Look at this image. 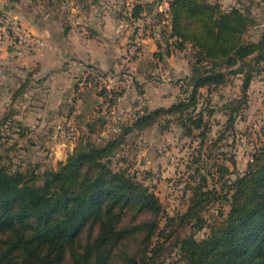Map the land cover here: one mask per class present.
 Segmentation results:
<instances>
[{"label":"trees","instance_id":"16d2710c","mask_svg":"<svg viewBox=\"0 0 264 264\" xmlns=\"http://www.w3.org/2000/svg\"><path fill=\"white\" fill-rule=\"evenodd\" d=\"M241 1L225 8L218 0H169V24L160 36L169 44L172 41L176 49L193 50L190 73L178 81L185 95L170 106L140 108L117 135L99 141L93 135L106 123L97 116L102 107L99 97L115 105L126 91L113 90L112 96L111 90L100 87L99 76L106 74L92 64L85 65L68 102L70 116L86 129L85 142L57 168L13 169L0 164V264H157L167 228V224L161 226L164 216L168 221L178 218L182 225L191 224L194 230L175 243L184 264H264V141L253 151L243 173L222 182L224 195L215 185L210 188L197 168L200 182L186 185L192 190L190 203L176 216L166 213L155 189L130 167L113 166L114 155L130 133L163 119H174L185 136L204 144L217 109L209 96L200 105L202 90L210 93L228 84L232 76L241 75L238 103L229 101L222 107L229 109L228 122L234 127L238 111L248 103L253 79L264 70V30L256 40L246 37L257 20ZM257 1L264 10V0ZM146 9L137 2L132 20H140ZM2 12L5 9L0 7ZM162 14L158 11L156 16ZM171 53L168 48L154 56L163 60ZM24 89L23 84L15 97ZM161 125L165 130L167 123ZM231 162L236 165L235 159ZM216 200L221 202L219 217L210 222L203 213ZM143 216L148 218L142 220ZM205 227L208 232L198 238L196 234ZM132 240L138 242L139 251L130 250Z\"/></svg>","mask_w":264,"mask_h":264},{"label":"rangeland","instance_id":"374dc122","mask_svg":"<svg viewBox=\"0 0 264 264\" xmlns=\"http://www.w3.org/2000/svg\"><path fill=\"white\" fill-rule=\"evenodd\" d=\"M71 1H74L72 2L74 5L80 4L82 9L89 8L86 14H88V10L90 11L87 0H20L18 4L23 14L18 15L16 20L23 22L29 17L30 19L44 20L50 15L58 18L62 12V6L68 8L71 6ZM164 1L124 0L120 12L132 26L131 37L122 56L124 63L117 71L104 72L109 79L106 82L103 81L100 87L106 88L108 91L111 90L109 92L111 95L113 90L119 92L123 88L126 91L128 76L130 83L136 85L138 97H134L126 103L128 109L124 112H122L121 99H117V103L111 105L105 98L99 97V106L102 107H98L101 108V111L97 113V116H102L106 123L99 133L93 135L94 141L117 135L121 130L120 126L131 123L140 108L147 106L149 109H154L160 106H170L180 96L185 95L181 92L178 81L191 70L190 62L193 50L190 47L184 50L176 49L171 43L172 41L169 44L160 36L161 30L166 28L162 21L167 19V16L164 12L162 16L160 15L161 18L156 16L158 12L156 4L160 2L165 8ZM218 1L225 8L238 4L237 0ZM137 2H142L147 6L145 11L147 13L144 12L140 20L133 21V7ZM241 2L247 5V10L257 20V25L250 29L246 36L256 40L264 30L263 7L258 4L257 0L253 3L249 0ZM86 21L87 19H78L79 26H84ZM134 29L136 36L133 35V37ZM26 31L27 34H33L28 29ZM155 32L159 33L157 38L153 35ZM33 35L41 37L37 34ZM1 40L5 41L0 36ZM0 44L2 43L0 42ZM17 46L22 47L20 44ZM23 47L25 50L22 53L31 51V49ZM168 48L172 50V53L165 54L163 60L154 56L155 52L159 50L166 52ZM35 49L39 51L40 47H34ZM77 72L75 74L78 76ZM2 82L3 79L0 80L1 85ZM241 83V75L232 76L228 84L217 87L210 93L205 89L202 90L204 97L201 99L200 105L206 104V99L209 96L212 99V106L217 109L211 118L212 127L204 144L194 137L185 136L180 125L174 119H163L161 123H167L165 130L161 123H157L142 131L130 133L126 137L124 145L114 155L113 166L116 168L122 165L130 167L140 179L153 187L169 216H176L187 210L192 190L186 185L189 182L194 185L200 182L199 176L196 174L197 168H201V172L209 182V187L212 188L215 185L220 194L224 195L222 182L243 173L252 160L253 151L264 141V70L256 74L253 79L249 89L248 103L241 106L233 128L228 122L229 109H222L229 101L232 104L238 103L237 100L241 95ZM15 86H17V80H13V83L9 84V88L7 86L5 89L3 88L4 90L0 89V164H6L13 169L36 166L40 167V170L57 168L79 144L85 142L86 129L78 126L69 111L64 112L65 116L59 123L54 120L44 127L32 126L31 124L35 120L31 119L30 124L29 121L24 120L28 115L24 113L26 109H23L24 104L26 105L24 93L31 86L27 85L17 97L15 94L18 88ZM140 90H143L144 94L141 95ZM16 121L21 124L20 127ZM97 126H100V123ZM21 130H24L23 134H21ZM232 159L236 160V165H233ZM221 167H224V171L228 169L225 175H223L224 171L221 170ZM195 177H197L196 181ZM220 203L219 200H216L203 213L210 222L219 217ZM146 218L148 217L143 216L141 219ZM165 224H167V228L161 239L164 242L163 255L157 264H184L175 243L178 237L189 235L194 230L191 228V224L182 225L179 223L178 218L168 221L164 216L161 218V226L165 228ZM208 230L209 228L205 227L196 236L202 237ZM132 242L130 250L132 252L139 251L138 242L133 240Z\"/></svg>","mask_w":264,"mask_h":264},{"label":"crops","instance_id":"0c3cea01","mask_svg":"<svg viewBox=\"0 0 264 264\" xmlns=\"http://www.w3.org/2000/svg\"><path fill=\"white\" fill-rule=\"evenodd\" d=\"M72 2L68 8L62 6L61 15L56 13L58 18L52 15L44 20L29 17L21 22L26 30L43 38L42 46L20 44V47L5 39L0 41V80L3 79L0 89L9 88L13 80H17L16 88L23 84L31 86L28 93H24L26 105L23 109H26L24 113L28 117H21L29 124L34 119L32 126L44 127L50 121L59 123L63 119L76 84L75 72L82 71L85 65L92 64L107 73L117 71L124 63L122 56L132 28L120 12L124 0H87L90 6L88 14L89 8L82 9L80 4ZM164 4L165 8L157 2V10L168 16L169 0ZM0 7L16 19L23 14L18 2L0 0ZM78 19L87 21L84 26H79ZM162 23L168 27V18ZM133 35L136 36L135 29ZM154 36L157 38L159 33L155 32ZM23 46L31 51L22 53L25 50ZM34 47H40V50H34ZM126 82L127 90L121 99L122 112L128 109L126 103L130 99L138 97L136 85L130 83L128 76Z\"/></svg>","mask_w":264,"mask_h":264},{"label":"built area","instance_id":"2783aa9c","mask_svg":"<svg viewBox=\"0 0 264 264\" xmlns=\"http://www.w3.org/2000/svg\"><path fill=\"white\" fill-rule=\"evenodd\" d=\"M0 36L11 44H23V45H36L42 46L44 44L41 37L34 36L33 34H27L26 29L21 22H18L16 18L7 13H0ZM87 72H83V78L80 82V90L86 83ZM99 78L102 81H107L108 76L100 75Z\"/></svg>","mask_w":264,"mask_h":264},{"label":"water","instance_id":"95a60500","mask_svg":"<svg viewBox=\"0 0 264 264\" xmlns=\"http://www.w3.org/2000/svg\"><path fill=\"white\" fill-rule=\"evenodd\" d=\"M6 8H7V6H6ZM8 9V8H7Z\"/></svg>","mask_w":264,"mask_h":264}]
</instances>
